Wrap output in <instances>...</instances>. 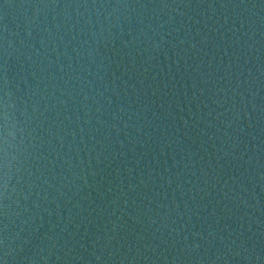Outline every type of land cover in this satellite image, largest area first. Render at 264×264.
Segmentation results:
<instances>
[{
	"label": "water",
	"instance_id": "obj_1",
	"mask_svg": "<svg viewBox=\"0 0 264 264\" xmlns=\"http://www.w3.org/2000/svg\"><path fill=\"white\" fill-rule=\"evenodd\" d=\"M0 264H264V0H0Z\"/></svg>",
	"mask_w": 264,
	"mask_h": 264
}]
</instances>
